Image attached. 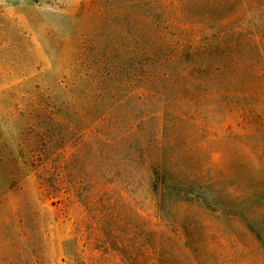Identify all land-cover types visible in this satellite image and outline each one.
Here are the masks:
<instances>
[{"label": "rangeland", "instance_id": "rangeland-1", "mask_svg": "<svg viewBox=\"0 0 264 264\" xmlns=\"http://www.w3.org/2000/svg\"><path fill=\"white\" fill-rule=\"evenodd\" d=\"M209 1L185 19L238 63L176 114L131 97V0H0V264H175L169 235L195 264H264V0Z\"/></svg>", "mask_w": 264, "mask_h": 264}, {"label": "trees", "instance_id": "trees-1", "mask_svg": "<svg viewBox=\"0 0 264 264\" xmlns=\"http://www.w3.org/2000/svg\"><path fill=\"white\" fill-rule=\"evenodd\" d=\"M155 2L156 0H131V13L123 17L130 31L121 32L119 36H124L131 45V51H129L131 97L137 98L146 93L165 96L158 103L159 111L168 110L177 114V111L173 109L174 105L181 106L182 103H189L196 97L197 86L203 82L205 89L208 88V81L214 77V74L218 76V83L221 86L226 82L228 73L234 69L233 65H237L238 61L234 56V48L230 46L226 38L214 45L208 41L199 45L194 22L185 17L190 18L189 12L194 13L193 9L197 10V4L201 0H183V5H188V10L181 11L180 14V10L166 6L160 10L155 9ZM242 2H248V0H233L230 3L239 5ZM209 3V0H205L206 7ZM145 6L155 10L144 12L142 8H138ZM155 11L160 14L161 20H158V14ZM102 61L97 58L94 62L99 65ZM97 71L95 70L92 76L93 82L100 78ZM199 74L201 78L203 77V81H198ZM156 146L158 151H161L162 143ZM158 156L157 161L155 159L150 161L151 166H155L163 174L166 182L172 181L173 169L165 163L161 154ZM175 158L173 156L172 160L175 161ZM172 184L156 186L160 200L164 197L162 194L165 195L174 188ZM165 241L166 243L159 247V251L164 254L163 258L174 259L175 264H195L196 259L192 255L193 246L187 239L182 238L181 235H169ZM174 249L177 252L174 253ZM155 254H157L156 260H159L160 254L158 252ZM145 264H155V261Z\"/></svg>", "mask_w": 264, "mask_h": 264}]
</instances>
